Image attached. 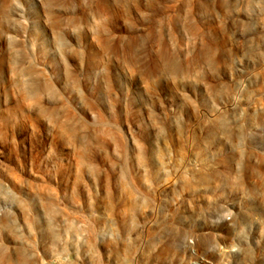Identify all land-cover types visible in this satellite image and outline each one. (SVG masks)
I'll list each match as a JSON object with an SVG mask.
<instances>
[{
	"label": "rangeland",
	"instance_id": "obj_1",
	"mask_svg": "<svg viewBox=\"0 0 264 264\" xmlns=\"http://www.w3.org/2000/svg\"><path fill=\"white\" fill-rule=\"evenodd\" d=\"M0 264H264V0H0Z\"/></svg>",
	"mask_w": 264,
	"mask_h": 264
}]
</instances>
